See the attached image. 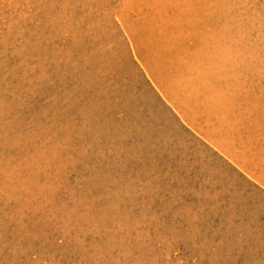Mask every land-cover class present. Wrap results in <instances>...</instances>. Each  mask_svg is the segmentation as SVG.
<instances>
[{
  "label": "rangeland",
  "instance_id": "1",
  "mask_svg": "<svg viewBox=\"0 0 264 264\" xmlns=\"http://www.w3.org/2000/svg\"><path fill=\"white\" fill-rule=\"evenodd\" d=\"M0 264H264V0H0Z\"/></svg>",
  "mask_w": 264,
  "mask_h": 264
}]
</instances>
